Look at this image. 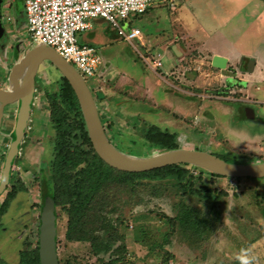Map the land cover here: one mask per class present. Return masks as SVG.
<instances>
[{"label": "rangeland", "instance_id": "1", "mask_svg": "<svg viewBox=\"0 0 264 264\" xmlns=\"http://www.w3.org/2000/svg\"><path fill=\"white\" fill-rule=\"evenodd\" d=\"M10 1L1 0L3 10ZM17 2L18 22L11 29L4 24L6 32L0 39V87L5 90L11 89L9 74L17 61L13 58L15 46H19V59L32 47L24 1ZM203 3L206 1L157 0V6L147 13L130 16L128 22L141 29L145 46L138 40L129 44L103 19L96 20L92 30L77 35L80 44L95 47L102 57L99 74L87 79L102 123L112 143L132 155L162 152L147 149L144 140L145 130L156 125L175 133L179 148L205 151L230 163L264 162V112L257 105L256 119L237 116L243 86L235 83L229 87L225 82V76H235L237 69L246 68L245 63L227 65L223 70L215 68L211 55L188 42L190 36L194 38L189 35L190 27L197 20L207 23L210 19L205 8H200ZM192 6L197 7L196 13ZM119 23L128 30L127 24ZM163 38L167 39V50L175 44L181 52L169 74L162 72L167 61L161 60V46L155 43ZM157 61H161V67ZM61 88V72L50 62L42 63L26 134L12 167V179L23 184L25 190L17 194L1 219L0 256L9 264H20V252L34 250L39 239L41 197L37 177L42 169L52 166L55 156L50 101ZM253 97L264 101V82L255 86ZM18 109V102L8 105L0 120V180ZM64 115L75 121L68 110ZM189 169L196 187L204 184L220 197L222 214L216 231L209 238L195 239L173 226L169 218L176 216L180 202L201 210L206 206L166 183L143 181L134 190L112 188L108 202L98 201L96 209L100 216L113 221L126 242L119 264H264V178L214 177L193 165ZM56 211L60 260L109 264V253L96 257L90 243L69 242L68 214L61 206Z\"/></svg>", "mask_w": 264, "mask_h": 264}, {"label": "trees", "instance_id": "2", "mask_svg": "<svg viewBox=\"0 0 264 264\" xmlns=\"http://www.w3.org/2000/svg\"><path fill=\"white\" fill-rule=\"evenodd\" d=\"M15 57H18V52ZM51 97V120L56 132L55 156L52 166L42 169L37 177L40 187V207L42 210L46 197L51 196L56 208L61 206L66 211L68 214L66 239L69 242L90 243L96 257L109 253V264L121 263L127 249L126 242L118 235L113 221L99 215L96 205L100 200L104 203L108 202V191L112 188L122 190L129 187L134 190L140 183H144L143 181L166 183L181 195L196 197L205 204V210L185 202L178 204L176 216L169 220L173 226L179 227L181 233L195 239H206L216 231L222 214L219 207L220 197L214 196V193L204 184L195 186V176L190 172L189 164L169 165L145 172L119 171L106 164L95 152L76 94L64 76H62V88L59 95L54 94ZM64 110H68L75 116L74 122L68 120ZM144 140L147 149L157 148L159 151H165L179 148L176 134L162 130L156 125H151L145 130ZM123 151L129 153L128 150ZM15 162L16 159L13 165ZM199 169L202 173H209L214 177H224ZM24 190L23 184L14 182L11 171L10 183L0 196L2 198L5 195L0 206V227L1 219L8 212L11 202L19 192ZM262 214L264 218V209ZM57 219L56 211V223ZM38 227L39 235L40 221ZM121 240L123 241L113 248L114 244ZM38 248L39 239L34 250H22L20 264H41ZM0 264L9 263L0 256ZM60 264L72 263L71 260L65 262L60 260Z\"/></svg>", "mask_w": 264, "mask_h": 264}, {"label": "water", "instance_id": "3", "mask_svg": "<svg viewBox=\"0 0 264 264\" xmlns=\"http://www.w3.org/2000/svg\"><path fill=\"white\" fill-rule=\"evenodd\" d=\"M1 22L0 0V39L5 35ZM31 49L14 64L9 74L11 89L0 87V117L5 106L19 103L15 127L5 157L1 180L0 196L10 183L13 161L19 154L20 145L25 137L36 93V79L42 63L50 62L72 86L85 121L88 136L95 152L109 166L124 172H145L175 164H189L228 178H264V162L230 163L211 153L200 150L174 149L138 156L118 149L109 139L93 92L82 74L68 61L63 59L54 48L31 41ZM176 55L181 53L174 47ZM227 58L215 55L212 66L218 69L227 67ZM58 228L56 206L51 196L46 197L40 215L39 257L41 264H60L58 254Z\"/></svg>", "mask_w": 264, "mask_h": 264}, {"label": "crops", "instance_id": "4", "mask_svg": "<svg viewBox=\"0 0 264 264\" xmlns=\"http://www.w3.org/2000/svg\"><path fill=\"white\" fill-rule=\"evenodd\" d=\"M205 1L206 4H201L202 6H200V8H205V12L209 14L210 19L207 23L197 20L196 24H194L193 27H190L189 35H193L194 38L190 36V41L188 42L192 45H197V47L207 55H211L212 57L220 55L227 58L228 66H237L241 63H245V69H241L242 67L237 69V72L233 77L229 75L225 76V82L229 87L233 86L235 83L243 86L240 90V92L243 93V97L238 101V104L240 105L239 107L241 108H237V116L241 119L254 120L257 117L255 111L257 105L258 109L261 108L264 112V101H259L253 97L255 86L264 82V1ZM16 4H18L17 0H12L6 5V7H4V10L1 5V22L4 28V24L10 29L13 27L14 22L12 21V13H14V7ZM22 6L24 7V4H22ZM154 6L157 5L155 4ZM196 8L197 7L192 6L191 10L193 13L197 12ZM8 17H10V19H8ZM99 19L103 18L92 20L91 28L88 31L94 28L96 24L95 21ZM121 22L127 24L128 30L130 28H137L132 25L131 21L128 22V19ZM134 40H138L143 46H145V37L142 31L141 36ZM30 41H32L31 38ZM166 42L167 39L163 38L155 43H159L161 46L159 49L161 50L160 54L162 55V59H160L163 60L164 63L167 61V66L162 72L164 73L165 71H168L169 74V71L173 67L172 65L175 63V59L177 56H180L181 53L176 55L174 47L177 48V46L175 44H171L170 50H167ZM129 44L132 45V43ZM15 54H17V52H15ZM165 55L168 56V60L164 61ZM204 61L206 60H203V62ZM165 73L167 74V72ZM234 78L237 80L234 81ZM196 81H198V78ZM4 109L3 112L5 111Z\"/></svg>", "mask_w": 264, "mask_h": 264}, {"label": "built area", "instance_id": "5", "mask_svg": "<svg viewBox=\"0 0 264 264\" xmlns=\"http://www.w3.org/2000/svg\"><path fill=\"white\" fill-rule=\"evenodd\" d=\"M156 3L157 0H24V10L32 41L54 48L84 79L93 80L100 72L102 57L95 47L80 44L77 35L88 31L92 20L103 18L117 28L121 38L132 43L141 36V30H124L119 22L145 14ZM156 65L161 67V61Z\"/></svg>", "mask_w": 264, "mask_h": 264}, {"label": "flooded vegetation", "instance_id": "6", "mask_svg": "<svg viewBox=\"0 0 264 264\" xmlns=\"http://www.w3.org/2000/svg\"><path fill=\"white\" fill-rule=\"evenodd\" d=\"M19 4V3H18ZM17 5V4H16ZM16 14H17V8H15L14 7V15L15 16H13V18H12V21L13 22H18V19H17V16H16ZM15 52H18L19 53V46L18 45H16L15 46V49H14V52H13V58H14V60H17L15 63H17L18 61H20L21 60V58L19 59L18 57L16 58L15 56H16V54H15ZM14 66V65H13ZM12 66V67H13ZM12 69V68H11ZM11 71V70H10ZM86 80V82H87V84H88V80L87 79H85ZM36 82H37V79H36ZM7 107V106H6ZM6 107H5V109H6ZM4 109V110H5ZM6 113V111H4L3 113H2V116L4 115ZM1 116V117H2ZM1 117H0V120H1ZM23 142V141H22ZM21 146H22V143H21V145H20V149H21ZM19 153H20V150H19ZM18 156V155H17ZM16 159V158H15ZM14 162V161H13ZM12 171V170H11Z\"/></svg>", "mask_w": 264, "mask_h": 264}]
</instances>
